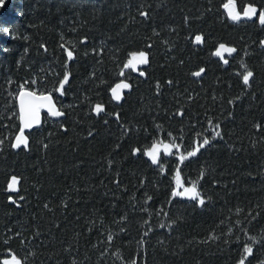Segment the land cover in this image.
<instances>
[{
	"label": "trees",
	"instance_id": "obj_1",
	"mask_svg": "<svg viewBox=\"0 0 264 264\" xmlns=\"http://www.w3.org/2000/svg\"><path fill=\"white\" fill-rule=\"evenodd\" d=\"M262 11L264 0H2L0 264H264ZM221 44L235 51L222 59ZM141 51L147 63L125 67ZM23 88L62 115L42 110L13 148ZM157 142L174 147L154 163ZM176 170L203 205L173 195Z\"/></svg>",
	"mask_w": 264,
	"mask_h": 264
},
{
	"label": "snow or ice",
	"instance_id": "obj_2",
	"mask_svg": "<svg viewBox=\"0 0 264 264\" xmlns=\"http://www.w3.org/2000/svg\"><path fill=\"white\" fill-rule=\"evenodd\" d=\"M224 7L226 9L230 8V4H225ZM249 14H252V15H255L256 14V9L254 8H251L249 7L245 12H244V15L245 16H248ZM141 15H147L146 13H141ZM229 15L230 17L233 19V20H240L241 16H240V13H235L233 14L231 11H229ZM259 22L264 25V11L260 12L259 13ZM201 41V37L200 36H196V42L199 43ZM262 44H264V41L261 42ZM63 47V46H62ZM65 51L67 52V56H68V59L71 60L73 58V53L72 51L70 50H67L65 49ZM235 51L234 48H227L225 45L221 44L219 45V48L216 50V52L214 53L216 56L218 57H221L223 59V53L224 52H227L229 55H231L233 52ZM134 55H137V54H134ZM138 63H141V64H144V63H147V59H146V53L141 51L138 53ZM225 63H227V61L225 60ZM131 65V62L129 63V65H125V67H129ZM204 69H201L199 72H195L193 73L194 76H200L201 72H203ZM141 75H143V72L140 73ZM253 74L249 71L247 72L245 75H243V82L244 84H248L249 82V78L252 76ZM68 80V75L65 74L64 76V79L62 81H60V88L57 89V91H59L60 89L63 88L64 86V83L67 82ZM120 87H123V88H127L129 87V85L127 84H122V85H117V88H120ZM113 93H114V98L115 99H119L120 97L118 95H116V90L113 89ZM20 100H21V104H20V109H21V120L23 121L24 120V110H25V106H24V100L23 98L25 96H29V97H32L33 100H38L40 101L41 103L39 104H36L34 107H30V111L31 113L34 115L35 114V110L38 109L43 103H47L48 105V110L50 112L51 115L53 116H60L62 115L61 112L55 110V107L54 105L51 103V96L50 95H39V96H36L35 93L33 92H26V91H21L20 94ZM95 111L97 113H100L103 111V107L101 105H96L95 107ZM30 126V125H29ZM217 135H219V133H217ZM16 142L14 144H12V147L13 148H19L21 146V144L25 143V140L23 138L22 135H17L16 138H15ZM210 141L205 139L203 141L202 144L199 145V148H202L204 147L205 145L209 144ZM167 147V146H165ZM199 148H197L194 152L192 153H189V155H195L196 154V151H199ZM153 149L155 150L156 149V146L154 145L153 146ZM181 159H183V157H181ZM153 162L155 163V160H153ZM16 183V177H12V181L11 183L9 184V190H14L13 188V185ZM185 192L186 193H190L189 195V199H192V200H199V203L201 205L204 204V200L203 199H200V194L196 191V187L195 185H193V187L191 189H185ZM173 195H183L182 193H173ZM11 199V197H10ZM245 252L246 253H251L252 252V248L250 246H246L245 247ZM3 264H20V262L18 260H16L15 257H13L11 260H5L3 262ZM240 264H244V261L242 260L240 262Z\"/></svg>",
	"mask_w": 264,
	"mask_h": 264
},
{
	"label": "rangeland",
	"instance_id": "obj_3",
	"mask_svg": "<svg viewBox=\"0 0 264 264\" xmlns=\"http://www.w3.org/2000/svg\"><path fill=\"white\" fill-rule=\"evenodd\" d=\"M2 0H0L1 2ZM228 13L229 11H231L233 13V8L231 7L230 5V8L227 9ZM234 14V13H233ZM194 41L196 42V37L194 38ZM228 48H232L230 46H227ZM138 53H133L130 58L128 59V62H127V65H129V63L131 62V65L129 66L131 69H133L134 71H139L140 67L143 66L144 64H141V63H138ZM134 54H137V55H134ZM122 84H125L124 82H119L117 85H122ZM117 85L116 87L114 88L116 90V95H119L122 88H117ZM20 134L22 135L23 132H20ZM156 146V149L154 150L153 149V146ZM167 146V147H165ZM174 147V145L172 143H169V142H157L155 144H153L150 148H148L146 150V155L151 159V160H155V162H157L158 160V157L161 153H169L171 152L172 148ZM198 147H196L197 149ZM196 149L192 150L190 153L194 152ZM188 156H191L189 155V153L185 156H181L183 158L185 157H188ZM180 157V160H182ZM12 181V179H11ZM16 182H17V179H16ZM11 183V182H10ZM174 183H175V187H174V190H173V193H182L183 195H176V196H180V197H187L189 198V195L190 193H186L185 192V189H191L193 186H185L182 181H181V178H180V174L178 172V170H176L175 174H174ZM15 185L16 183L13 185V188H15Z\"/></svg>",
	"mask_w": 264,
	"mask_h": 264
},
{
	"label": "water",
	"instance_id": "obj_4",
	"mask_svg": "<svg viewBox=\"0 0 264 264\" xmlns=\"http://www.w3.org/2000/svg\"><path fill=\"white\" fill-rule=\"evenodd\" d=\"M26 91V92H33L27 88H23L19 91V94L21 91ZM36 94V96H39L41 94L43 95H50L48 93H36V92H33ZM18 94V97H17V100H18V109H19V114L21 116V109H20V104H21V100H20V96ZM51 96V95H50ZM24 100V106H25V110H24V120L22 121L21 118H20V132H23V131H26V130H30V129H33V128H36L38 126H40L41 124V111L44 110L46 111L51 117H56V116H53L50 114L49 110H48V105L47 103H43L38 109L35 110V114L33 115L30 111V107H34L36 104H39L41 103L40 101L38 100H33L32 97H29V96H25L23 98ZM51 103L54 105L55 107V110L56 109V105L53 101V98L51 97ZM30 125V126H29ZM16 142V141H15Z\"/></svg>",
	"mask_w": 264,
	"mask_h": 264
},
{
	"label": "bare ground",
	"instance_id": "obj_5",
	"mask_svg": "<svg viewBox=\"0 0 264 264\" xmlns=\"http://www.w3.org/2000/svg\"><path fill=\"white\" fill-rule=\"evenodd\" d=\"M24 132V131H23Z\"/></svg>",
	"mask_w": 264,
	"mask_h": 264
}]
</instances>
